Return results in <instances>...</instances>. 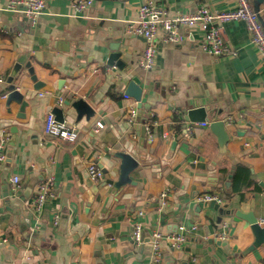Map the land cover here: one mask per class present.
Returning <instances> with one entry per match:
<instances>
[{
    "label": "crops",
    "instance_id": "obj_1",
    "mask_svg": "<svg viewBox=\"0 0 264 264\" xmlns=\"http://www.w3.org/2000/svg\"><path fill=\"white\" fill-rule=\"evenodd\" d=\"M8 1L0 0V135L7 136L6 158L0 162V264H155L153 231L163 235L160 264H186L192 258L198 264H264V242L247 252L254 235L248 221L234 214L253 212L258 221L264 219V61L245 22L222 25L236 55L206 53L199 46L203 31L195 28L186 42H160L154 67L145 71L139 67L145 40L128 26L148 0H93L83 13L74 12L72 0H45L33 25L23 13L8 9ZM152 1L171 13L200 5L227 10L235 3ZM115 49L122 69L106 64ZM16 62L21 67L14 82L28 101L24 120L17 117L20 105L6 104L2 96ZM27 62L45 82L39 90L32 88ZM134 75L148 107L125 96ZM60 98H81L93 109L88 118L77 117L72 108L65 113L64 122L78 132L74 141L43 130L46 114L63 106ZM190 98L209 106L206 121H195L192 133L186 127L195 122L184 121ZM132 108L136 115L129 122ZM217 119L225 121L229 134L223 150L209 128ZM97 120L104 124L99 130L94 129ZM148 121L156 122L153 140L146 129L141 133ZM116 151L138 161L130 173L134 182L119 189L107 182L118 175ZM92 161L106 170L98 180L88 175ZM13 174L22 183L17 194L10 190ZM48 177L54 195L36 215L29 207L33 190L25 200L20 195L29 179L37 184ZM211 192L222 196V212L199 205L198 196ZM136 223L142 227L139 245L131 239ZM181 225L186 240L172 249L165 235ZM223 232L226 238L220 240L216 235Z\"/></svg>",
    "mask_w": 264,
    "mask_h": 264
},
{
    "label": "built area",
    "instance_id": "obj_2",
    "mask_svg": "<svg viewBox=\"0 0 264 264\" xmlns=\"http://www.w3.org/2000/svg\"><path fill=\"white\" fill-rule=\"evenodd\" d=\"M93 0H72L71 6L76 13H83L92 5ZM234 6L227 10L216 11L206 5H200L192 12L174 11L170 12L166 7L156 4L152 0L142 3L137 10V18L128 26V31L134 35L144 38L145 45L139 59V67L142 70H151L156 61V53L158 44H181L191 38L192 30L199 28L203 31V35L199 40L200 48L206 53L222 57L226 55H236V50L231 49L226 43L222 34V25L230 20L240 19L246 24L249 33L250 42L256 47L260 58L264 61V29L258 20L255 11L252 8L251 0H234ZM7 8L23 13L29 20L30 24H35L39 15L45 9V0H9ZM0 82H4L0 78ZM2 96H6L3 91ZM125 96H127L125 94ZM58 102H62L61 98ZM136 115V109H130L126 114V121L131 122ZM156 122L148 121L145 123L148 140H153V124ZM199 123H192L186 127L188 133H192L193 127ZM203 124V123H202ZM103 122L97 120L94 129L99 130L103 127ZM44 133L56 136L59 139L66 141H74L78 137V132L75 126L67 125L65 122H60L55 119L52 111L46 114L44 125ZM164 136L167 135L165 132ZM6 140L7 136L0 135V162L6 158ZM88 175L93 180H98L103 177L102 169L96 162L92 161L87 167ZM11 187L13 194H17L22 183L18 175L10 176ZM166 191L160 195L161 204H165ZM54 195L52 178L48 177L40 181L34 186L33 195L29 201L30 209L37 215L41 213L44 202ZM200 201H215L218 204L223 202L222 196L217 192L203 193L198 196ZM137 214L142 215V211H137ZM58 213L54 214V223L57 222ZM260 224L264 219L259 220ZM185 226H179L178 231L165 235L172 249H180L186 240ZM162 234L157 231L151 233L152 243V258L155 264L161 263L160 239ZM217 238L223 240L226 238V233H219ZM132 242L135 245L141 244L143 240L142 227L140 223L134 224L131 233ZM186 264H198L195 258H192Z\"/></svg>",
    "mask_w": 264,
    "mask_h": 264
},
{
    "label": "water",
    "instance_id": "obj_3",
    "mask_svg": "<svg viewBox=\"0 0 264 264\" xmlns=\"http://www.w3.org/2000/svg\"><path fill=\"white\" fill-rule=\"evenodd\" d=\"M264 0H251V5L253 10L255 11L258 20L260 21L263 29H264V18L262 17L260 13V6L263 3ZM107 65H115L117 68L122 69L124 67V62L121 59V52L117 49L112 51L106 60ZM27 72L29 73L30 79L33 81L32 88L34 90H39L42 88L45 84V82L38 80L37 76L34 72V68L30 65L29 62L26 63ZM21 64L19 62H16L14 66L12 67V70L10 72V75L7 77L6 82L8 83V93L6 95V104H10L11 101H15L20 105L19 112L17 114V117L24 120L26 118V113L24 112L25 107L28 105V101L24 98V93L21 92L18 87L16 86L14 82V78L17 75L18 71L20 70ZM124 93L127 96L133 97L138 102V106L147 105V103L142 102V94H143V87L141 86V80L139 76L134 75L132 78L127 82L126 88ZM63 106L61 105H55L52 108V112L55 115V119L60 122L65 121V113L69 109H74V111L77 114V117H81L82 115H85L87 118L93 114V109L91 106L84 101L83 99L79 98L74 101H70L68 99H65L62 101ZM66 107V110L64 109ZM187 109L185 110L184 114V121H206L207 119V110H209V106L204 104H198L194 101L193 98H190L187 102ZM24 123V121H23ZM210 130L216 135L217 142L219 144V147L223 150L226 146V143L229 140V134L227 130L225 129V121L221 119L212 120L209 123ZM145 126L141 128V133L144 135ZM113 155L119 159V166H118V175L116 179H108L107 182L112 184V186L115 189H119L122 186L133 183L130 173L137 168L138 161L129 153L125 151H116L113 153ZM199 163H203V159L201 157H198ZM203 165V164H202ZM103 173H106V170H102ZM36 184L35 179H29L25 187L22 190V193L20 195L21 200H25L26 198H29L32 194V190L34 185ZM200 206H205L213 209H219L220 212H222L223 207H221L217 202L215 201H200ZM226 213H230L232 211L225 210ZM235 219L243 218L248 221L250 224L252 233L254 235L253 242L246 248V251H250L257 247L258 245L262 244L264 242V224L263 226L259 223L258 218L254 215L253 212H246L242 213L240 211H235Z\"/></svg>",
    "mask_w": 264,
    "mask_h": 264
},
{
    "label": "trees",
    "instance_id": "obj_4",
    "mask_svg": "<svg viewBox=\"0 0 264 264\" xmlns=\"http://www.w3.org/2000/svg\"><path fill=\"white\" fill-rule=\"evenodd\" d=\"M260 13H261L262 17L264 18V1L260 6Z\"/></svg>",
    "mask_w": 264,
    "mask_h": 264
}]
</instances>
